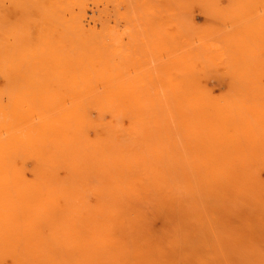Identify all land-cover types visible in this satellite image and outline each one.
<instances>
[{
  "label": "rangeland",
  "instance_id": "obj_1",
  "mask_svg": "<svg viewBox=\"0 0 264 264\" xmlns=\"http://www.w3.org/2000/svg\"><path fill=\"white\" fill-rule=\"evenodd\" d=\"M0 241L264 264V0H0Z\"/></svg>",
  "mask_w": 264,
  "mask_h": 264
},
{
  "label": "bare ground",
  "instance_id": "obj_2",
  "mask_svg": "<svg viewBox=\"0 0 264 264\" xmlns=\"http://www.w3.org/2000/svg\"><path fill=\"white\" fill-rule=\"evenodd\" d=\"M7 14V13H6ZM93 47V46H92ZM93 52V51H92ZM98 56V55H97ZM83 101V100H82ZM85 101V100H84ZM2 105V104H1ZM212 133V132H211ZM4 135H5V133H3ZM2 134V135H3ZM229 138V137H228ZM255 138V137H254ZM107 139V138H106ZM178 139V138H177ZM110 140V139H109ZM109 140H108V142H109ZM215 140V139H214ZM179 141V140H178ZM216 141V140H215ZM112 142V141H111ZM117 142V141H116ZM89 146V145H88ZM85 149V148H84ZM89 149V148H88ZM91 149H92V147H91ZM99 151V150H98ZM96 152V151H95ZM256 154V153H255ZM255 156V155H254ZM114 162V161H113ZM174 165V164H173ZM182 165H184V164H182ZM178 167V166H177ZM168 169V168H167ZM173 169H175V168H173ZM177 169H179V168H177ZM30 170V169H29ZM44 170V169H43ZM42 170V171H43ZM37 172V171H36ZM10 173V172H9ZM174 173V172H173ZM176 173V172H175ZM178 173H179V171H178ZM15 174V173H14ZM183 174V173H182ZM175 175V174H174ZM173 175V176H174ZM52 176V175H51ZM5 177V176H4ZM123 177V176H122ZM120 178V177H119ZM121 179V178H120ZM113 180V179H112ZM174 180H175V178H174ZM55 182V181H54ZM172 184V183H171ZM11 185H14V184H11ZM16 185V184H15ZM205 185V184H204ZM15 187V186H14ZM61 188V187H60ZM65 190V189H64ZM9 192V191H8ZM164 196H165V194H164ZM263 196V195H262ZM62 197V196H61ZM98 197V196H97ZM199 198H200V196H199ZM167 200V199H166ZM81 201H82V199H81ZM92 202V201H91ZM3 205V204H2ZM87 205H89V204H87ZM109 205V204H108ZM171 205V204H170ZM109 207V206H108ZM204 207V206H203ZM208 217V216H207ZM210 221V220H209ZM1 242V241H0ZM69 242H71V241H69ZM79 242V241H78ZM77 242V243H78ZM122 242V241H121ZM75 243V242H74ZM99 244V243H98ZM0 245H2V243H0ZM15 244H13L11 241H7L6 242V244L5 245H3V246H0V252L5 248V246H7V247H12V246H14ZM75 246V245H74ZM86 246V245H85ZM110 246V245H109ZM87 247V246H86ZM81 248V247H80ZM82 249V248H81ZM84 249V248H83ZM89 249V248H88ZM83 256H85V255H83ZM92 257V256H91ZM112 257H114V256H112ZM112 257H111V259H112ZM0 258H1V256H0ZM89 259H90V257H89ZM110 259V260H111ZM114 259H115V257H114ZM116 260V259H115ZM21 261L24 263V264H28L27 263V261L25 260V259H20L19 257H18V254H17V252L15 251V254H11L10 256H9V258H8V261H7V264H21ZM80 261V260H79ZM116 261H118L119 262V260H116ZM135 261V260H134ZM91 262V261H90ZM0 263L1 264H5L4 262H2L1 260H0ZM83 263V262H82ZM92 263V262H91ZM29 264H35L33 261H30V263Z\"/></svg>",
  "mask_w": 264,
  "mask_h": 264
}]
</instances>
